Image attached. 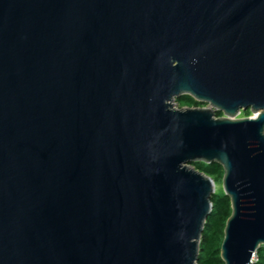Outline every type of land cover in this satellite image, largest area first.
<instances>
[{
    "label": "water",
    "instance_id": "obj_1",
    "mask_svg": "<svg viewBox=\"0 0 264 264\" xmlns=\"http://www.w3.org/2000/svg\"><path fill=\"white\" fill-rule=\"evenodd\" d=\"M197 161L224 264H253L264 0H0V264H198Z\"/></svg>",
    "mask_w": 264,
    "mask_h": 264
},
{
    "label": "trees",
    "instance_id": "obj_2",
    "mask_svg": "<svg viewBox=\"0 0 264 264\" xmlns=\"http://www.w3.org/2000/svg\"><path fill=\"white\" fill-rule=\"evenodd\" d=\"M182 99L178 98L180 106H194L199 104L193 96L187 97L186 95L184 97L187 101L186 103H183ZM193 164L199 170L213 177L216 183L222 181L224 168L219 163L197 161L193 162ZM212 201L214 206L207 218L202 233L198 264H224L221 258V244L224 237L226 220L232 212L231 201L223 189H219L213 193ZM253 264H264V244L257 249Z\"/></svg>",
    "mask_w": 264,
    "mask_h": 264
},
{
    "label": "flooded vegetation",
    "instance_id": "obj_3",
    "mask_svg": "<svg viewBox=\"0 0 264 264\" xmlns=\"http://www.w3.org/2000/svg\"><path fill=\"white\" fill-rule=\"evenodd\" d=\"M205 105H207V104L199 103L198 105H195V106H205ZM184 106H188V105H184ZM214 112H215L216 116H223L224 115V112L217 109V108H214ZM252 114H253V112H252L251 107H249L248 109L241 108L239 116H248V115H252Z\"/></svg>",
    "mask_w": 264,
    "mask_h": 264
},
{
    "label": "rangeland",
    "instance_id": "obj_4",
    "mask_svg": "<svg viewBox=\"0 0 264 264\" xmlns=\"http://www.w3.org/2000/svg\"><path fill=\"white\" fill-rule=\"evenodd\" d=\"M186 95H187V97H192L191 94H185V96H186ZM185 96H182V97H181V99L183 98V99H182V100H183V101H182L183 103H186V102H187V101L184 99ZM178 103H179V101L176 100V101H175V104H176L177 106H178ZM205 106H208V104L205 105ZM178 107H179V106H178ZM190 165H192V164H190ZM193 165H194V164H193ZM219 189H223V187H222V181H220V182H218V183L216 184L215 192L218 191Z\"/></svg>",
    "mask_w": 264,
    "mask_h": 264
},
{
    "label": "built area",
    "instance_id": "obj_5",
    "mask_svg": "<svg viewBox=\"0 0 264 264\" xmlns=\"http://www.w3.org/2000/svg\"><path fill=\"white\" fill-rule=\"evenodd\" d=\"M176 100H178V98H177ZM176 100H175V101H176ZM175 101H174V105H175L176 107H178V106H179V107H182V106H180V103H178V106H177V105L175 104ZM178 101H179V100H178ZM194 106H195V105H194ZM255 258H256V255H254L253 259L255 260Z\"/></svg>",
    "mask_w": 264,
    "mask_h": 264
}]
</instances>
